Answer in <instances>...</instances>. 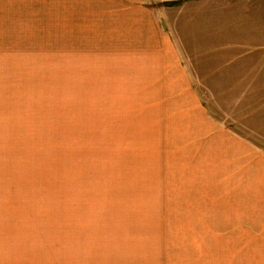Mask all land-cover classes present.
I'll return each instance as SVG.
<instances>
[{
	"label": "rangeland",
	"instance_id": "rangeland-1",
	"mask_svg": "<svg viewBox=\"0 0 264 264\" xmlns=\"http://www.w3.org/2000/svg\"><path fill=\"white\" fill-rule=\"evenodd\" d=\"M0 264H264V0H0Z\"/></svg>",
	"mask_w": 264,
	"mask_h": 264
}]
</instances>
